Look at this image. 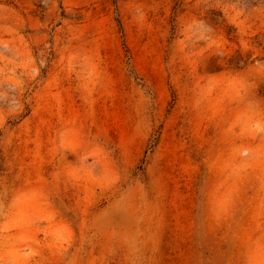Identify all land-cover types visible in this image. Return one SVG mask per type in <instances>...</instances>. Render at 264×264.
Listing matches in <instances>:
<instances>
[{
    "label": "rangeland",
    "instance_id": "374dc122",
    "mask_svg": "<svg viewBox=\"0 0 264 264\" xmlns=\"http://www.w3.org/2000/svg\"><path fill=\"white\" fill-rule=\"evenodd\" d=\"M0 264H264V0H0Z\"/></svg>",
    "mask_w": 264,
    "mask_h": 264
}]
</instances>
